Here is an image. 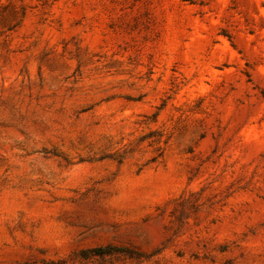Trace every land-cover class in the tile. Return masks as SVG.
<instances>
[{
	"label": "rangeland",
	"instance_id": "obj_1",
	"mask_svg": "<svg viewBox=\"0 0 264 264\" xmlns=\"http://www.w3.org/2000/svg\"><path fill=\"white\" fill-rule=\"evenodd\" d=\"M0 264H264V0H0Z\"/></svg>",
	"mask_w": 264,
	"mask_h": 264
}]
</instances>
